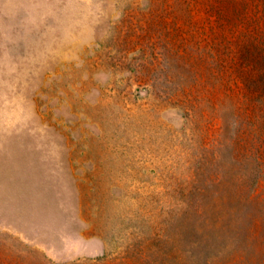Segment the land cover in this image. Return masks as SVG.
<instances>
[{
    "label": "rangeland",
    "instance_id": "374dc122",
    "mask_svg": "<svg viewBox=\"0 0 264 264\" xmlns=\"http://www.w3.org/2000/svg\"><path fill=\"white\" fill-rule=\"evenodd\" d=\"M0 264H264V0H0Z\"/></svg>",
    "mask_w": 264,
    "mask_h": 264
}]
</instances>
